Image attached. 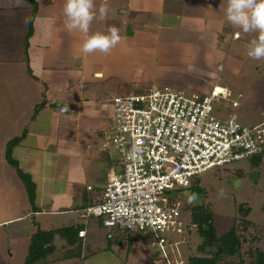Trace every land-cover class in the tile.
Masks as SVG:
<instances>
[{
	"label": "rangeland",
	"instance_id": "obj_1",
	"mask_svg": "<svg viewBox=\"0 0 264 264\" xmlns=\"http://www.w3.org/2000/svg\"><path fill=\"white\" fill-rule=\"evenodd\" d=\"M34 1L35 4H33L31 0H25V5L23 7L15 9H10L7 6H0L1 264H8L9 261L12 262V258H9L8 255V251L10 249L16 254L14 256L13 263H21L24 249L27 248L30 243V236L27 234L28 226L32 227L33 231L35 230V225L32 223L33 220L43 231H48L53 228H63L69 226L76 227L77 225H83L88 237L86 236L87 238H82L79 250L82 257L83 253L85 255H89L88 260L92 264H167V262L170 264H187L189 256L198 254L196 249L202 242V238L191 226V213L186 211L185 207H195L196 205L209 203L215 213V226L219 236L227 232L230 228H232V226L241 223V219L238 215L240 205L249 207L251 209V213L248 220L252 222L253 227L250 228L249 231L242 229L241 234L246 240V242L243 243L242 252H247L250 247L264 252V159L261 166L257 168L255 167V159L253 158L235 163L227 168L203 174L199 179V189H183L171 192L172 198L181 203V208H184V212H182L180 218L181 225L179 229L181 230V233L178 231L169 237L170 244L166 246L164 251L161 250L158 240L150 231H137L133 233L131 240L122 238L119 244L110 243L108 235L113 234L114 236H118V233L104 227L103 221L105 218L90 217L87 220L88 222L83 219V208L86 209L87 205L85 204L86 206H84L83 202L80 201L77 192L74 194L69 191L72 188H76V186L69 185L67 183L68 180L63 173L60 175V180L57 179V182H59L57 184L52 174H56V166L58 167L60 164L64 166L66 165L69 168L67 171L70 178L69 183L75 180V182L79 183L81 191L91 187L92 189L95 188L98 190V192H96L97 195L100 194L99 189L108 183L109 179L107 178L109 173L113 175L120 171V159L117 158L116 154L112 150L102 152L103 144L105 143V131L106 134H109L112 128L111 119L105 120L104 125L106 130H102V126L99 121H95L91 124L93 130L92 134L88 137L82 138L79 143L80 153L82 156L81 159L68 158L64 160L56 154H49L48 149L50 148L47 144L40 143L43 151L38 153L36 152V157L39 158V166L43 167V177L37 178L38 181L36 186H38L39 196L36 198V206H42L43 213H40V215L36 218L32 216L31 205L25 191V186L19 178L16 170L7 163L5 152L7 149V143L13 139V137L19 135L21 127L28 123L30 118L33 117L32 113L29 112L28 102L22 105V107H24L23 111H19L16 106L17 110L14 112L13 104L8 102L11 101L10 99L13 95L17 96L24 91L23 86H19L18 84H22L24 81H26L24 84H37V88L40 90V96L42 97V82L40 80L33 81L31 79L27 73L28 68L25 62L16 64L7 62L9 51H14L13 53L18 55L23 49H25L26 40H28V49L30 50L31 38L35 35V32H37L34 25V17L44 19L45 17L53 16V18H56L54 15L56 12V8L54 7L56 0ZM94 2H96L95 4L98 18L97 21L93 20L94 22L91 23L92 31H101L102 28L98 23L103 22L107 27L104 29H108L112 26H115L116 28L122 27L124 28L123 31L127 36H132L136 30H141L142 28H148L151 30V33H153V24L142 25V21L139 17L145 16L139 15V13H136L135 16L131 13V18L127 21L120 20L119 15H122V11H128L126 6L127 4L124 0H111V2L108 3V14H113L111 18H109L108 14L103 18L99 14V8L104 3V0H94ZM121 6L123 10L120 9ZM36 11L38 14L33 16ZM32 19L33 35L30 39H27L28 30L23 26L22 30L18 32V28L20 27L19 23L23 21L26 24L31 23L30 21H32ZM41 26H43V24H41L40 27ZM162 32L164 34L163 39L164 36H172L175 39L178 38L180 34V37L184 36L189 37L190 39H195L192 38V36L196 37V34L191 33V31L188 30H182L179 32L178 29L172 30L170 33L162 30ZM22 33L23 35L21 36L20 34ZM136 34L139 35L138 31ZM257 34L259 36V33ZM258 36L255 35L254 38L253 36L249 37L251 39H258ZM245 43L244 39L237 41L233 44V46L226 43L225 45H227L226 51H228V56H230V58L233 57L238 59L240 63L238 65L235 64L234 68L233 65H229V67L224 68L223 70L221 69L220 72H217L216 69L220 64L215 62L214 72H212L210 78L219 86L228 88L233 95L231 100H236L240 104L239 109L233 110L230 106V102L227 101L222 103L220 116L223 119H227L231 114L236 112L239 114L240 121L243 124L253 126L260 123L264 118V58L260 60L251 59L247 54L250 44H246L248 47L239 46L240 44L245 45ZM138 50L139 49L132 50L134 56L133 59L130 60L131 62L128 60V62L125 63V60H123L122 65H127H123L124 67L119 69L120 72L118 73L117 79L108 78L106 82V78H97L94 79L96 80V83L104 84L103 82H105V84H123V80L127 82L128 80L132 81L130 80L132 75L134 76V79L137 77L138 80L143 79L144 82H151L153 79L152 74L154 72L156 75H160L161 73L158 71L159 68L157 65L154 67L150 65L149 68L143 69L142 64L144 62L149 64V60L152 56L150 52H144L147 54L145 55L142 50H140L142 53ZM171 56H173L172 53ZM176 60L177 59L171 57V64ZM98 64L100 65L101 62ZM190 69L193 71L194 68L190 67ZM215 83L210 86H214ZM11 84H13L12 89L10 87ZM128 88L129 87L127 85H124V89L119 93V95L126 96L130 94V91L127 90ZM132 93L133 92H131V94ZM8 94L10 97H8ZM112 94L113 92L108 93L107 95L110 97ZM19 101H17V104H19ZM76 125L77 123L68 124L67 130L76 133ZM84 126L85 125H81V127ZM99 133H101V136ZM103 133L104 135H102ZM74 135L75 134H72L71 138L74 137ZM31 138L34 139V137L29 136L27 143H24L23 141L19 146L14 148V157L15 154L18 156L19 154L20 156L22 155L21 145L32 144ZM27 139L28 137L26 140ZM19 151L21 153H19ZM50 151L52 153L54 150L50 149ZM109 153H111L110 156ZM47 158L49 161L46 160ZM82 161L84 162V166ZM18 162L22 172L26 173V167L23 166L22 162ZM80 166L81 168L84 167V171L80 169ZM48 169H51V171ZM253 172H255L256 175L251 178L250 174ZM42 181L45 184H43ZM221 190L225 192L226 196L222 197L219 195ZM56 192L58 194H62L57 195ZM81 193L83 194V192ZM192 194H196L198 196V201L194 205L187 202L188 197ZM73 197H76V200ZM89 197H92L91 192H88V198ZM77 206L79 207L77 208ZM32 217H34V219ZM17 218H19V220L10 221ZM189 229L192 231L190 234H188ZM10 230L12 231V237L9 242L7 239V231ZM109 244L112 245L111 249L113 254L106 255V253H104L105 255H102L101 253L109 248ZM55 245L57 247L56 252L53 256L47 259L49 262L48 264H74L69 256L71 254L69 250L73 249L71 245H68V243L62 240L59 236L55 238ZM105 258L107 260H105ZM75 262L76 264H81L78 260Z\"/></svg>",
	"mask_w": 264,
	"mask_h": 264
},
{
	"label": "crops",
	"instance_id": "obj_2",
	"mask_svg": "<svg viewBox=\"0 0 264 264\" xmlns=\"http://www.w3.org/2000/svg\"><path fill=\"white\" fill-rule=\"evenodd\" d=\"M124 1L127 4L128 11H122V15H119L120 20L127 21L131 18V13L134 16L136 13H139V15L145 16L139 17L142 25L153 24V33L148 28H142L141 30L135 31L136 33L138 31L139 35L134 32L132 36H127L123 31L124 28L121 27L118 28L121 41L109 54H103L99 51L86 54L82 50L86 36L97 33L108 35L109 28L104 29L107 28L106 24L99 22L98 24L102 28L99 32L92 31L91 26L88 34L82 33L78 29L69 31L65 26L66 17L63 14L66 0H56L54 6L56 12L54 15L59 20L53 18V16H48L44 19L35 17L34 25L37 32L31 38L30 50L27 49L26 52L23 49L18 55H15L13 53L14 51H9L7 62L15 64L25 62L27 68L29 67L31 70L32 74L27 70L31 79L42 82V97L40 96V90L37 88V84H24L26 82L24 81L22 84H18L19 86H23L24 91L17 96L13 95L10 99L11 101H8L13 104V112L17 110V107L19 111H23L24 107L22 105L28 102L29 112L35 116L34 119L31 117L24 126L22 125L23 127H21L19 134L21 135L26 127L28 129L26 138L28 137V139L26 140L25 138L24 143H27L29 136H31L34 137V139L31 138L32 144L21 145L22 153L20 151L19 153L22 155L20 156L19 154V157L15 154V157L23 163V166L26 167V173L32 176L36 184L38 181L37 178L43 177V167L39 166V158L36 157V152L43 151L40 143H46L51 150H54L51 153L50 149H48L49 154H56L64 160L68 158L81 159L79 145L81 139L92 134L91 124L95 121H99L102 130H106L104 123L111 116L110 102L116 95L122 96L119 93L123 91L124 85L129 87L127 90L130 91V94L131 92H133L132 94L138 91L143 92L152 86H170L177 89H186L190 93L208 94L213 88L210 85L215 83L210 78L212 72H214L215 62L220 64V68L218 66L216 69L217 72L229 67V65H233L234 68L235 64L238 65L240 63L238 59L228 56V51H226L227 45L225 44L227 43L233 46L237 41L244 39L246 42L245 45L240 44L239 46L248 47L246 44H250L251 40H253L249 36H253V38L255 35L258 36L257 33H244L241 29L233 27L227 22L223 10L226 9L228 0ZM109 2L111 0H107V4ZM120 9L123 10L122 6ZM112 15V13L108 14L109 18ZM97 18L98 13L94 21H97ZM41 24L43 26L40 27ZM19 25L21 28H18V32L22 30L23 26L28 30L29 23L26 24L23 21ZM178 29L179 32L182 30L191 31V33L196 34V37L192 36L195 39L184 36L180 37L181 34L179 35L180 38L174 39L172 36H164L163 39L164 34L162 30L170 33L172 30ZM237 34L239 38L235 39V35ZM20 35L22 36L23 33ZM137 49H139L138 51L140 53L150 52L152 56L149 64L145 62L142 64L143 69L149 68L150 65L153 67L157 65L159 68L158 71L161 73L160 75H156L154 72L151 82H144L143 79L138 80L137 77H135V80L132 75V78L130 77L132 81L128 80L127 82L123 80V84L96 83L94 79L97 78H106V82L108 78L117 79L118 73L120 72L119 69L127 65H122L123 60H125V63L128 60L131 62L130 60L134 56L132 50ZM171 53L173 56H171ZM171 57L177 59L172 64L170 62ZM99 62H101L100 65L98 64ZM190 67L194 68L193 71H191ZM10 87L12 89L13 84ZM111 92L113 94L109 97L107 94ZM17 101H19V104H17ZM40 104L44 107L38 109ZM61 108H68V113L63 114ZM70 110H76V113L72 114ZM262 122H264V118L260 123ZM70 123H77V127L75 128L76 133L67 130V126ZM81 125L85 126L81 127ZM72 134L75 135L71 138ZM99 134L101 136V133ZM46 160L49 161L48 158ZM68 169V166L60 164L58 167L56 166V174L54 175L53 173L52 176H54V180L57 182V179L60 180V175L63 173L68 180L67 183L76 186V188L69 190L70 193L76 194L77 192L84 206L87 205L86 207L88 208L92 203L102 197L106 185L99 189L100 194L98 195L96 194L98 190L95 188L92 189L91 187L81 191L79 183L75 182V180L69 183ZM80 169L84 171V167L81 168L80 166ZM48 170L51 171V169ZM110 175L111 173H109L107 179H109ZM42 183L45 184L43 181ZM88 192L92 193L91 198H88ZM56 194L61 195L62 193L58 194L56 192ZM38 196L37 186L36 198ZM76 197L73 198L76 200ZM83 210L85 212L86 209L83 208ZM40 213H43L42 206L38 207L37 213L32 212L31 214L36 218ZM15 220H19V218L10 221ZM34 232L35 230L33 231L32 227L28 226L27 234L30 238ZM7 234V239L10 242L12 231H7ZM86 236L88 237V234ZM111 247L112 245L109 244V248L101 254H113ZM28 248L29 245L24 249L23 255L21 254L23 256L21 263L17 264L25 263ZM8 253L9 258H12V262L9 261L8 264H14L15 252L10 249ZM85 257L86 260L82 263L77 258H70L74 264H76L75 261L77 260L81 264H92L88 260L89 255L86 254ZM105 260L107 259L105 258Z\"/></svg>",
	"mask_w": 264,
	"mask_h": 264
},
{
	"label": "built area",
	"instance_id": "obj_3",
	"mask_svg": "<svg viewBox=\"0 0 264 264\" xmlns=\"http://www.w3.org/2000/svg\"><path fill=\"white\" fill-rule=\"evenodd\" d=\"M232 96L215 84L208 94L152 86L112 99V128L105 131L102 152L116 154L120 171L109 176L100 202L82 218H105L103 225L111 231H150L164 251L169 237L181 233V203L172 191L189 188L197 176L264 154V122L243 124L236 112L227 119L220 116L224 102L240 108ZM134 146L137 151L130 155ZM79 237L85 238L86 231Z\"/></svg>",
	"mask_w": 264,
	"mask_h": 264
},
{
	"label": "trees",
	"instance_id": "obj_4",
	"mask_svg": "<svg viewBox=\"0 0 264 264\" xmlns=\"http://www.w3.org/2000/svg\"><path fill=\"white\" fill-rule=\"evenodd\" d=\"M31 2L35 4L34 0H31ZM36 13L37 11L34 15H36ZM33 19L28 25L27 39H30L33 35ZM28 48L29 44L28 40H26V52ZM28 72L32 74L29 67ZM141 92L142 91H138L137 93ZM38 107V109H40L44 106L40 104ZM34 117L35 116H33V119ZM27 133L28 129L25 127L21 135L14 137L7 143L5 157L7 163L16 170L19 178L22 180L23 185L25 186L32 212L37 213L38 207L36 206V183L33 181L30 174L22 172L19 162L13 154L14 148L19 146L21 142L25 140ZM253 159H255V167L259 168L263 162L264 154L256 156ZM200 176L193 178L191 180V186L189 188H184V190L199 189ZM100 200L101 197L96 202H100ZM185 208L186 211L191 213V226L202 238V242L196 249L200 255L197 254L189 256L187 264H264V252L255 250L252 247H250L247 252H242L243 243L246 242L245 238L241 234L242 229L249 231V229L253 227L252 222L248 220V217L251 213V209L249 207L240 205L238 215L241 219V223L232 226V228H230L221 236L217 234V228L215 226L214 219L215 213L210 203L196 205L195 207L187 206ZM182 212H184V208H182ZM32 218L34 219V217ZM32 223L35 225V232L30 238L28 253L24 264H48L49 262L47 259L53 256L56 252L57 247L55 245V238L57 236H59L73 248L69 250V252H71V255H69L70 257L79 259L81 263L86 260V257L82 259V255L79 250L82 243V238L79 237V233L84 230L83 225H77L76 227L69 226L63 228H53L49 231H43L34 220ZM116 232L118 233V236H114L112 234L113 236L111 238L108 237L110 243L119 244L122 238L131 240L133 235V233L128 231L126 232L118 230ZM191 232V229H189L188 234Z\"/></svg>",
	"mask_w": 264,
	"mask_h": 264
},
{
	"label": "clouds",
	"instance_id": "obj_5",
	"mask_svg": "<svg viewBox=\"0 0 264 264\" xmlns=\"http://www.w3.org/2000/svg\"><path fill=\"white\" fill-rule=\"evenodd\" d=\"M24 5L25 0H0V6H7L10 9L21 8ZM108 11L107 0H104L99 8V14L103 18L107 16ZM223 11L227 22L233 27L241 29L244 33H259L258 39L251 40L247 54L254 60L264 58V0H228ZM63 14L66 17L65 26L69 31L78 29L88 34L91 23L97 16L96 5L94 0H66ZM108 33L87 35L82 46L83 52L91 54L99 51L109 54L121 41V36L115 26L110 27ZM136 151L134 146L130 155H134ZM219 195L226 196L223 190ZM197 201L198 196L192 194L187 202L194 205Z\"/></svg>",
	"mask_w": 264,
	"mask_h": 264
},
{
	"label": "water",
	"instance_id": "obj_6",
	"mask_svg": "<svg viewBox=\"0 0 264 264\" xmlns=\"http://www.w3.org/2000/svg\"><path fill=\"white\" fill-rule=\"evenodd\" d=\"M255 175H256V173L253 172V173L250 174V177L253 178ZM252 180H253V179H252Z\"/></svg>",
	"mask_w": 264,
	"mask_h": 264
}]
</instances>
